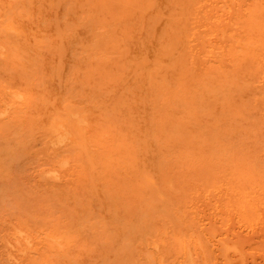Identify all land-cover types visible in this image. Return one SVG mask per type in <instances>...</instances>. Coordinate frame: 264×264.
I'll return each instance as SVG.
<instances>
[{
	"label": "rangeland",
	"instance_id": "374dc122",
	"mask_svg": "<svg viewBox=\"0 0 264 264\" xmlns=\"http://www.w3.org/2000/svg\"><path fill=\"white\" fill-rule=\"evenodd\" d=\"M0 264H264V0H0Z\"/></svg>",
	"mask_w": 264,
	"mask_h": 264
}]
</instances>
